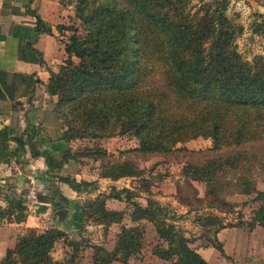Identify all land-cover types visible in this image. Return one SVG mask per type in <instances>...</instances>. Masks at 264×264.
Returning a JSON list of instances; mask_svg holds the SVG:
<instances>
[{"label": "trees", "instance_id": "trees-1", "mask_svg": "<svg viewBox=\"0 0 264 264\" xmlns=\"http://www.w3.org/2000/svg\"><path fill=\"white\" fill-rule=\"evenodd\" d=\"M71 1L83 33L72 25H56L70 30L63 41L65 56L42 82L56 96L52 110L63 125L60 138L130 135L136 143L127 151L185 158V178L202 180L216 188L215 193L253 192L258 204L248 225L264 226V190L254 187L251 172L254 163L264 167V54L245 60L236 50L233 40L242 26L225 13L230 0H67ZM249 27L264 38L260 13L254 14ZM34 31L49 32L50 24L36 15ZM33 85L26 96L28 107ZM40 134V127L29 123L19 132L0 127V161L23 162L26 147L29 156H43L45 179L53 176L75 191L96 188L95 182L49 173L52 156L38 148ZM196 135L210 138L211 144L204 149L176 145ZM66 151L75 161L87 158L96 163L98 177L115 180L141 174L132 159H112L100 145ZM183 182L193 190L189 181ZM0 184L8 191L2 194L0 221L22 219L25 190L14 193L13 184L4 178ZM139 193L137 188L111 184L107 192L85 197L73 210L72 220L100 225L103 233L110 223H119L111 249L90 244V264L126 263L136 256L142 247L143 221L152 224L158 239L150 249L154 256L169 264H207L190 245L192 238L175 224L168 206L147 195L140 202ZM107 197L122 200L123 209L106 207ZM177 197L189 205L190 197L181 192ZM51 203L54 209L63 207L52 199ZM206 205L222 211L213 201ZM124 215L130 224L120 223ZM197 219L204 244L221 251L215 233L228 224L213 212ZM56 242L68 246L60 258L51 255ZM83 246L55 226H27L4 250L0 264H79Z\"/></svg>", "mask_w": 264, "mask_h": 264}, {"label": "crops", "instance_id": "crops-1", "mask_svg": "<svg viewBox=\"0 0 264 264\" xmlns=\"http://www.w3.org/2000/svg\"><path fill=\"white\" fill-rule=\"evenodd\" d=\"M36 15L50 24L49 32L35 33ZM73 18L71 7L62 3L61 0H0V127L11 126L17 132L21 131L26 123L40 127L42 141L38 148L49 152L52 156L51 165L53 167L48 170L49 173L68 175L75 180L110 181L109 178L98 177L96 168L86 171L77 166L70 171L66 170L68 165L77 161L67 157L65 150H73L80 139L66 141L60 138L62 125L52 110V103L56 96L48 93L42 83L48 77V70H56L65 56L62 35L60 34L63 29H57L56 25L67 24ZM34 78L39 79V81L33 83ZM32 85L31 105L28 107L26 96ZM22 158L24 159L23 162H18L16 159H10L8 162L0 161V178H4L7 183L13 184L14 193L20 189H24L26 193V188L30 186L27 176L32 175V185L38 203L34 211H24V217L20 220L4 219V221H0V257L7 247L13 245L15 235L27 226L38 228L55 226L63 229L67 233V238L78 239L79 235L76 230L80 223L72 220L71 213L81 207L82 199L87 196L93 197L96 192L98 193L99 188L100 192L105 190L104 186L96 185V188L89 192L85 190L75 191L67 183L57 180L53 176L48 177V179L42 176V172L46 168L43 156H29L28 149L25 147ZM73 165L75 166L74 163ZM106 186L109 189L110 185ZM5 190L4 184H0V206L5 204V200L2 198ZM6 192L8 191L6 190ZM51 199L52 202H59L63 205L61 216L57 213L58 209H55L54 212ZM105 205L108 208L123 209L124 202L107 197ZM40 206H42L41 209ZM127 220L130 221L124 215L120 223L124 224ZM144 222H146V232L147 230L150 231L154 237L155 232L152 224L147 221ZM99 226L97 225V227ZM118 226L119 223H110L105 230L104 238L102 237V229L100 232L98 228H94L90 234H97L106 242L103 244L98 241L88 242L101 244L106 249H111L114 241L112 238L118 230ZM86 228L87 231L92 229L88 225ZM244 229L241 224L220 227L215 236L221 244V251L209 244L194 248L207 264H230L224 255L233 256V250H235V256H237L238 245L235 247L234 243L237 244V241L242 242L245 239L244 242L252 239L251 243H254L255 239L264 236V226L262 225L253 224L248 230ZM252 233L255 235L252 236ZM90 244L83 248L80 255L84 254L88 257L86 259L83 256L80 257L79 264H90L92 251ZM242 246L243 244L239 245V247ZM257 246L264 250L263 242ZM64 250L67 251L68 246L63 242H56L51 250V255L53 258H60ZM241 255L243 254L241 253ZM154 259L162 261L160 258L154 257ZM85 260L86 262H84ZM119 262L112 260L109 264H120ZM234 262L238 263L237 261Z\"/></svg>", "mask_w": 264, "mask_h": 264}, {"label": "rangeland", "instance_id": "rangeland-1", "mask_svg": "<svg viewBox=\"0 0 264 264\" xmlns=\"http://www.w3.org/2000/svg\"><path fill=\"white\" fill-rule=\"evenodd\" d=\"M62 1V3L71 7L73 14L72 1ZM193 1L196 0H192V2ZM225 13L242 26L240 33L236 35L233 40L235 48L241 57L245 60H250L255 54H264V38L251 32L249 27L255 13H260L261 17L264 18V0H230ZM68 22L69 23L65 25L75 26L79 34L83 33L82 25L78 18L74 17L73 20H69ZM62 29L63 30L60 29V34L62 35V41H64L70 33V30L67 28ZM135 143L136 139L133 136L114 134L111 136L80 139L75 148L83 145H100L107 153H109L107 155L112 159H132L137 167L141 169V174L138 177H121L117 180H101L100 182L91 180V182H95V186H104L105 190H101L102 192L108 191L109 189L106 185L111 184H115L119 187L128 186L137 188L140 191L137 197L140 202H143V197L146 195L152 196L155 199L158 198L159 200H157L159 202L166 204L173 212L175 224L184 231L185 235L192 238L190 245L193 247H198L200 245H204L205 243V239L201 235L203 229L199 225V221L197 219V217H201L205 212L218 214L222 219V222L228 224V226L241 224L245 228L244 230H248L251 227L248 225V220L251 216L253 208H255L258 204L253 192L239 193L230 191L228 193L227 191H223L215 193L214 191H216V188L207 186L204 181L190 180L182 175L181 167L185 158L177 159L175 156H163L158 154H148L144 156L136 152L127 151L130 147L135 145ZM210 144V138H204L196 135L184 142L177 143L176 145H183L189 149H204ZM73 150L68 149V151ZM65 154L67 157L71 158L67 151ZM79 160L81 161L73 162L75 166L73 163L68 165L66 170L70 171L72 168L77 166H80L79 168H84L86 171H90L95 168L96 163L88 160L87 158H79ZM251 172L254 179V187L256 189L264 190V167L254 163ZM184 179L189 181L192 186L193 190L190 189L191 192L187 190L185 186H182L184 184ZM181 186L182 188L176 192V189ZM144 187L145 190H148V192L141 189ZM210 188H213V190L210 191ZM98 192H100V188ZM180 192L181 194L190 197L188 199L190 202L188 203L189 205L177 200V196ZM95 194H97V192ZM192 196H196L197 199L192 200ZM212 201L215 203L217 208H222V211L216 209L215 207L206 205ZM125 223L129 224L130 221L127 220L124 224ZM145 223L146 222L144 221L142 222L144 226V235L142 239V247L139 253L128 259L126 263L119 262L120 264H169L166 260L162 259V261H159L154 259L156 256L152 253V256L150 255L151 246L156 243L158 239L155 233L153 237L150 231L147 230L146 232ZM87 225L92 228L90 231H87ZM94 228H98L100 232L101 229H103L101 226L97 227V225L93 223L86 222L84 224H80L79 229L76 230L79 235L77 240L81 241V245H84L83 247L90 244L88 241H98L100 243L102 242V244L103 242H106L105 239H101V237L97 234H90L93 232ZM254 235L255 233H252V236ZM102 237H105L104 233L102 234ZM240 238H242V236H240ZM112 239H114V237ZM244 241H237V244L234 243L235 247L238 245L237 256H235L236 253L235 250H233V256L224 255L226 260L230 262V264H264V250H261L257 246L262 242L264 243V236H261L253 241L257 245L251 243L252 239H248L246 242ZM241 244H243V246L239 247ZM241 253L243 255H241ZM82 256L85 257V259L88 257L84 256V254ZM82 256L80 257L82 258ZM234 261H237L238 263H235ZM84 262H86V260Z\"/></svg>", "mask_w": 264, "mask_h": 264}, {"label": "built area", "instance_id": "built-area-1", "mask_svg": "<svg viewBox=\"0 0 264 264\" xmlns=\"http://www.w3.org/2000/svg\"><path fill=\"white\" fill-rule=\"evenodd\" d=\"M27 178H28L30 186L26 188L25 199L22 203L24 205L25 212H32L36 209V204L38 203V201L36 199L35 191L32 185L33 177L32 175H28Z\"/></svg>", "mask_w": 264, "mask_h": 264}, {"label": "water", "instance_id": "water-1", "mask_svg": "<svg viewBox=\"0 0 264 264\" xmlns=\"http://www.w3.org/2000/svg\"><path fill=\"white\" fill-rule=\"evenodd\" d=\"M62 212H63V209H62V208H59V209L57 210V213L59 214V216L62 215Z\"/></svg>", "mask_w": 264, "mask_h": 264}]
</instances>
